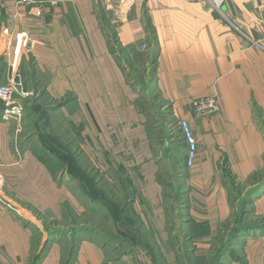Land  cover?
<instances>
[{
    "label": "crops",
    "instance_id": "crops-1",
    "mask_svg": "<svg viewBox=\"0 0 264 264\" xmlns=\"http://www.w3.org/2000/svg\"><path fill=\"white\" fill-rule=\"evenodd\" d=\"M56 1L16 18V0H0V41L6 29L13 47L18 28L36 41L20 57L34 101L17 135L0 114V264H214L230 184L245 195L264 182V7ZM4 63L0 51L3 77ZM212 94L220 109L195 115ZM179 119L198 143L190 167ZM250 199L241 230L263 232L215 264L264 261V189Z\"/></svg>",
    "mask_w": 264,
    "mask_h": 264
},
{
    "label": "built area",
    "instance_id": "built-area-1",
    "mask_svg": "<svg viewBox=\"0 0 264 264\" xmlns=\"http://www.w3.org/2000/svg\"><path fill=\"white\" fill-rule=\"evenodd\" d=\"M185 1H197L207 3L210 8L222 14V6L225 0H185ZM255 9H262L264 7V0H249ZM56 0H16V12L15 17L20 18L26 16L30 11H25L26 7L35 6L37 9H41L45 4H55ZM40 14V10L38 11ZM4 32H8L4 29ZM12 36V33L10 34ZM10 36V37H11ZM14 50L11 51V41L9 40L1 53L5 59L6 71L5 81L0 84V102L2 103V109L0 111L1 119L4 121H14L16 123L15 133L20 132V124L24 115L25 101L32 95L23 88L20 71L17 68V59L21 52H30L34 47L36 41L33 40L25 31L20 28L14 33ZM19 52V53H18ZM264 90V79L261 83ZM220 109L218 99L215 94L205 95L201 98L195 99L192 102V110L197 116L205 117L216 113ZM178 129L180 131L181 138L186 145L185 150V164L190 167L194 164L198 151V143L194 136V133L185 119L178 120ZM16 138V137H15ZM2 186V177L0 174V188ZM1 198V194H0ZM264 264V261L262 262Z\"/></svg>",
    "mask_w": 264,
    "mask_h": 264
},
{
    "label": "rangeland",
    "instance_id": "rangeland-1",
    "mask_svg": "<svg viewBox=\"0 0 264 264\" xmlns=\"http://www.w3.org/2000/svg\"><path fill=\"white\" fill-rule=\"evenodd\" d=\"M58 2H56L55 4H49V5H56ZM9 36V37H8ZM10 36L11 35H9L8 33L7 34H3L2 35V39H1V41H0V51H1V53L4 51V48H5V46H6V44H7V42L9 41V38H10ZM12 37V36H11ZM13 38H14V36H13ZM15 46V45H14ZM14 46L13 47H10L11 48V51H13L14 50ZM31 52V51H30ZM30 52H27V54H29ZM19 53V52H18ZM22 54H26V52H24V53H22ZM21 52H20V54H19V57H18V59H17V68L19 69V71H20V76H21V80H22V85H23V88L25 89V90H27V91H29V92H32V95L29 97V98H27V100L25 101L26 103H25V108L27 107V105H29V104H32L33 103V101L34 100H32L33 99V97H34V91H33V89L34 88H30L29 86H25V84H23V81H27L28 79H27V77L25 76L24 77V75H23V72H22V63L23 62H21V64H20V57H21ZM3 57V56H2ZM30 64H31V62L30 61H28L27 62V66H30ZM3 65H5V63L3 64ZM5 67H6V65H5ZM22 73V74H21ZM2 78L4 79V81H5V73H4V77H3V68H2V66H0V84H2V83H4V81L2 80ZM30 79H31V77H30ZM145 85H151V82H150V80H149V82L147 83V84H145ZM144 85V86H145ZM25 86V87H24ZM143 86V85H142ZM146 86V87H147ZM146 101V100H145ZM151 101H153V100H151ZM27 104V105H26ZM52 129V128H51ZM51 129H49V130H51ZM56 133H60L61 132V130L60 129H57L56 131H55ZM52 138H54V136L52 135ZM79 143V142H78ZM75 149H77V150H79V147L78 146H76V147H74ZM78 158H75V160H76V165L78 166V168H83V165L85 166L86 165V162L85 161H87V164H88V167L90 166V164H89V161H88V159L85 157V158H79V156H77ZM86 167V166H85ZM163 176H164V179L165 178H167L168 179V177H167V175L168 174H166V173H164V171H163ZM260 177V179H264V175H261V176H258V178ZM110 184V183H109ZM115 184L116 183H114V184H110L108 187H110L109 189H105L106 188V186H104V190H106V193H107V195L108 196H118V195H120V189H118V188H116V186H115ZM232 188H233V190H232V193L234 194V197H236V206L234 207L235 209H234V212H233V214H232V217H231V219H230V224L228 225H226V227H224V229H223V232H222V237L221 238H219L220 239V243L218 242L215 246H214V249L213 250H215V249H218L223 243H225L224 241H225V239L228 241V240H230L231 238H232V236H233V234H234V232H235V230L237 229V226L241 223V221H242V218L245 216V215H247L246 213H244V209H246V205H248L249 204V202H250V200H245L246 199V194L244 195L243 194V191H244V187H242V186H239V185H235V186H232ZM129 196V195H128ZM237 198H238V200H237ZM248 216V215H247ZM249 217V216H248ZM212 261V260H211Z\"/></svg>",
    "mask_w": 264,
    "mask_h": 264
},
{
    "label": "trees",
    "instance_id": "trees-1",
    "mask_svg": "<svg viewBox=\"0 0 264 264\" xmlns=\"http://www.w3.org/2000/svg\"><path fill=\"white\" fill-rule=\"evenodd\" d=\"M150 51L147 53V60L148 61H150V65L152 66L153 65V63H154V60H155V56H156V53H157V51H156V47H155V45H153V44H151V47H150ZM1 109H2V103L0 102V111H1ZM63 160H66V162L68 161H70L71 159H69V158H64ZM258 176L259 175H255V177H254V180H260V177L258 178ZM263 181H264V179H263ZM236 184H234L233 182L230 184V193H231V199H232V201H233V199H236V197H234V194L232 193V190H233V188H232V186H235ZM263 189H264V182L263 183H261L259 186H257L256 188H254V189H252V190H249V191H247L245 194H246V199L245 200H250V198L251 197H253V196H257V195H259L262 191H263ZM229 225L230 224V220H228L227 222H225L221 227H220V230H219V234H218V237L216 238V241H215V244H214V246L219 242L220 243V239L219 238H221L222 236V232H223V229H224V227H226V225ZM242 224L240 223L238 226H237V229L235 230V232H234V234H233V236H232V238L230 239V240H226L225 239V243H223L218 249H215V250H213V255H212V257H211V260H212V262L215 264L217 261H218V259L219 258H221L222 256H224V254H225V251L230 247V246H232L234 243H235V241L237 240V238L242 234V233H245V232H248V231H254V232H256V231H259V232H263L262 230H261V228H263L262 226H260L259 228H254V229H242L241 230V228H242ZM214 249V248H213Z\"/></svg>",
    "mask_w": 264,
    "mask_h": 264
}]
</instances>
